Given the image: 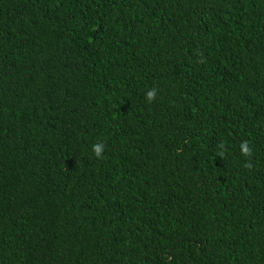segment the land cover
<instances>
[{
    "label": "trees",
    "instance_id": "obj_1",
    "mask_svg": "<svg viewBox=\"0 0 264 264\" xmlns=\"http://www.w3.org/2000/svg\"><path fill=\"white\" fill-rule=\"evenodd\" d=\"M0 264H264V0H0Z\"/></svg>",
    "mask_w": 264,
    "mask_h": 264
},
{
    "label": "clouds",
    "instance_id": "obj_2",
    "mask_svg": "<svg viewBox=\"0 0 264 264\" xmlns=\"http://www.w3.org/2000/svg\"><path fill=\"white\" fill-rule=\"evenodd\" d=\"M155 94H156L155 90L153 89L146 94V98L151 101L152 99L155 98ZM92 149H93L94 154L97 156V158H101L102 146L100 144H94L92 146ZM244 151H245V154L249 153V149H247V148H245Z\"/></svg>",
    "mask_w": 264,
    "mask_h": 264
}]
</instances>
